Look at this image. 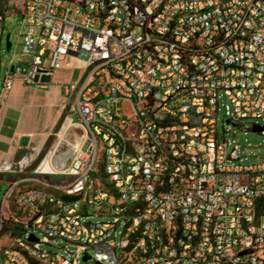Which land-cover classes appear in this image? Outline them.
I'll return each mask as SVG.
<instances>
[{
	"label": "built area",
	"instance_id": "built-area-1",
	"mask_svg": "<svg viewBox=\"0 0 264 264\" xmlns=\"http://www.w3.org/2000/svg\"><path fill=\"white\" fill-rule=\"evenodd\" d=\"M23 6L2 97L86 53L66 84L85 139L42 170L65 182L8 183L0 264H264V156L249 161L230 130L252 119L264 137V0Z\"/></svg>",
	"mask_w": 264,
	"mask_h": 264
},
{
	"label": "crops",
	"instance_id": "crops-1",
	"mask_svg": "<svg viewBox=\"0 0 264 264\" xmlns=\"http://www.w3.org/2000/svg\"><path fill=\"white\" fill-rule=\"evenodd\" d=\"M23 11L24 6H22V16ZM76 71L82 72L81 77L85 74V61L68 58L63 67L56 71L48 87L29 86L18 80L7 97L3 98L2 85L0 86V174L2 176L17 167H23L28 163V154L42 150L55 135L65 112V104L70 101L66 94V84L73 80ZM72 117L73 108L72 113L65 117L67 121L65 131L72 126L79 127L69 123ZM24 137L29 139L26 146L21 145ZM64 161L63 156L58 161L52 162L58 166L50 164L49 161L47 163L60 168L64 165Z\"/></svg>",
	"mask_w": 264,
	"mask_h": 264
},
{
	"label": "rangeland",
	"instance_id": "rangeland-1",
	"mask_svg": "<svg viewBox=\"0 0 264 264\" xmlns=\"http://www.w3.org/2000/svg\"><path fill=\"white\" fill-rule=\"evenodd\" d=\"M24 0H0V13L5 18L4 21H0V33L2 37L0 39V86L4 80L6 71L11 66L12 61L17 57L21 52V37L20 33L22 30L23 16L22 6ZM10 35V42L12 44L11 49L7 50V36ZM88 55L84 52L79 54L80 60H87ZM82 72L76 71L73 82L81 80ZM66 97V96H65ZM72 103L73 100H70L69 103L65 104V112L61 118V122L56 129L55 135L51 137L50 142L39 152H31L28 154V163L23 167H17L10 173H5L2 176L0 174V208L1 203L4 198V193L8 188V182L19 181L23 179H41L51 183H63L64 178L60 175L46 174L42 170V165L45 162L58 161L61 157L64 156L65 166H68L74 156V147H79L82 141L85 139V132L80 127L72 126L65 131V126H67L66 115L72 113ZM126 109H129L126 106ZM73 117L75 118L74 114ZM227 116L222 112L220 114V128L221 130L224 127H228ZM251 122H254L252 119L242 120L237 125L230 124V130L235 134L236 139L242 145V151L248 157L249 161H254L255 157L264 156V142L263 135L258 132H254L251 129ZM65 131V132H64ZM35 153V154H33ZM58 166L57 164H55ZM8 175V176H6ZM6 176V177H5ZM7 179V180H4ZM34 185V182H23L21 186L30 187ZM99 217L93 218L92 220H98ZM38 238L42 236L37 234ZM65 245V243H61ZM0 245H8V238L6 235L0 237ZM42 247L48 250H54L53 247L42 244ZM74 249L73 247H71ZM79 264H96L94 261H84L81 258Z\"/></svg>",
	"mask_w": 264,
	"mask_h": 264
},
{
	"label": "water",
	"instance_id": "water-1",
	"mask_svg": "<svg viewBox=\"0 0 264 264\" xmlns=\"http://www.w3.org/2000/svg\"><path fill=\"white\" fill-rule=\"evenodd\" d=\"M6 41H7V50L9 51V50L11 49L10 35L7 36ZM45 80H46V81H49V78H45ZM260 130H262L261 127H259V126H255V127H254V131H255V132H258V131H260ZM28 141H29V139H28L27 137L22 138V140H21V145H22V146H26V145L28 144ZM63 166H65V164H64ZM63 166H61V167H63ZM61 167H60V168H61ZM87 259H88L87 257H84V260H85V261H86Z\"/></svg>",
	"mask_w": 264,
	"mask_h": 264
},
{
	"label": "bare ground",
	"instance_id": "bare-ground-1",
	"mask_svg": "<svg viewBox=\"0 0 264 264\" xmlns=\"http://www.w3.org/2000/svg\"><path fill=\"white\" fill-rule=\"evenodd\" d=\"M53 165H55V163H52ZM50 164L45 162L43 165H42V169H45L47 170L49 168Z\"/></svg>",
	"mask_w": 264,
	"mask_h": 264
},
{
	"label": "trees",
	"instance_id": "trees-1",
	"mask_svg": "<svg viewBox=\"0 0 264 264\" xmlns=\"http://www.w3.org/2000/svg\"><path fill=\"white\" fill-rule=\"evenodd\" d=\"M34 264H39V262H37V261H34Z\"/></svg>",
	"mask_w": 264,
	"mask_h": 264
}]
</instances>
